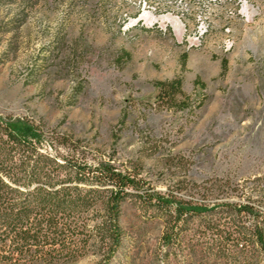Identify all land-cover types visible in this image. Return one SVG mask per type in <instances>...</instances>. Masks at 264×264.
Segmentation results:
<instances>
[{
  "label": "rangeland",
  "instance_id": "rangeland-1",
  "mask_svg": "<svg viewBox=\"0 0 264 264\" xmlns=\"http://www.w3.org/2000/svg\"><path fill=\"white\" fill-rule=\"evenodd\" d=\"M174 78L186 97L171 105L155 82ZM0 116L38 126L51 157L70 156L56 137L70 138L90 162L140 166L139 194L214 206L167 247L165 211L128 199L109 264H264L250 235L246 250L224 254L207 230L253 222L225 202H251L264 222V0H0ZM93 214L47 264L99 261L93 240L79 241Z\"/></svg>",
  "mask_w": 264,
  "mask_h": 264
},
{
  "label": "trees",
  "instance_id": "trees-1",
  "mask_svg": "<svg viewBox=\"0 0 264 264\" xmlns=\"http://www.w3.org/2000/svg\"><path fill=\"white\" fill-rule=\"evenodd\" d=\"M155 86L160 98L171 105H176L177 95L186 97L180 79L159 80ZM186 101L179 103L186 107ZM56 138L70 156L60 160L44 154L38 126L29 120L0 116V264H47L60 260V252L78 241V221L90 211L94 213L93 232L79 241L84 239L87 243L92 239L95 252L100 255L96 264H109L124 241L121 217L123 205L130 198L165 211L163 242L167 247L179 240L191 218L215 209L207 203L185 200L173 191L151 190L150 186L139 194L134 190L149 184L140 176V166L123 170L113 159L90 162L76 142L63 136ZM222 206L236 214L237 222L242 221L241 213L251 215L253 222L248 228L243 225L227 230L221 224H209L207 230L222 237L220 251L243 252L248 243L242 241L250 235L264 254V222L251 202L239 206L225 202Z\"/></svg>",
  "mask_w": 264,
  "mask_h": 264
},
{
  "label": "bare ground",
  "instance_id": "bare-ground-1",
  "mask_svg": "<svg viewBox=\"0 0 264 264\" xmlns=\"http://www.w3.org/2000/svg\"><path fill=\"white\" fill-rule=\"evenodd\" d=\"M163 19H166V20L172 22L178 31H182L184 24H183V21L181 19L175 18L172 16H167L166 18H163Z\"/></svg>",
  "mask_w": 264,
  "mask_h": 264
}]
</instances>
